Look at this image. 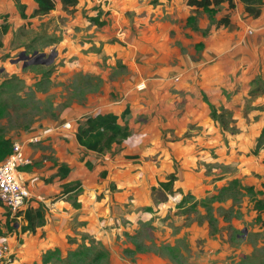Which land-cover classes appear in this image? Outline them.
<instances>
[{
    "label": "crops",
    "instance_id": "obj_1",
    "mask_svg": "<svg viewBox=\"0 0 264 264\" xmlns=\"http://www.w3.org/2000/svg\"><path fill=\"white\" fill-rule=\"evenodd\" d=\"M104 1L105 7L100 0H78L73 7H63L53 0L49 14L30 17L37 9L34 0H0V24H9L7 14L19 18L20 5L26 18L13 20L29 23L35 31L39 20L60 28L82 25L86 16H99L106 25L103 17L110 12L111 38L117 41L108 47L128 73L123 88L116 83L117 93L96 110L87 102L72 106L56 125L70 122L71 130L45 133L41 143H29L37 129L5 136L22 143L31 162L19 169L30 193L21 215L0 205V243L12 248L15 264H38L47 251L69 250V242L83 236L97 239L104 225L114 224L113 218L130 220L134 211L175 206L178 194L164 192L159 182L174 174L173 190L194 193L187 185L198 176L192 170L202 160L209 169L235 153L238 171L255 168L248 146L255 145L264 126V0L257 18L247 17L237 1L229 10L221 2L211 15L188 6L186 0ZM222 17L225 23L219 22ZM96 28L91 30L92 41L99 44L107 37L102 40ZM78 71L85 73L84 68ZM90 72L97 76V71ZM106 114L115 116L117 125L127 126V139L104 152L84 145L85 140L79 142L77 126L87 117ZM232 126L237 133L230 132ZM226 162L227 169L234 168L235 162ZM199 177L210 182L214 175ZM228 179L229 174L219 175L213 186ZM28 210L44 216V224L33 233L26 229Z\"/></svg>",
    "mask_w": 264,
    "mask_h": 264
},
{
    "label": "rangeland",
    "instance_id": "obj_2",
    "mask_svg": "<svg viewBox=\"0 0 264 264\" xmlns=\"http://www.w3.org/2000/svg\"><path fill=\"white\" fill-rule=\"evenodd\" d=\"M100 1L105 7V1ZM103 14L101 10L98 15ZM109 14L103 17L105 27L94 30L102 32V40L107 37L99 44L92 41L91 30L95 25L89 20L91 17L86 18L88 16L84 17L87 21L82 25L60 28L39 20L35 31L29 23H16L13 19L19 18L7 14L9 24L6 21L0 24V31L5 24L10 28L6 34H0V105L4 110L0 133L3 136L19 137L20 132L29 134L37 129L32 138L41 143L45 133H59L52 129L60 125L61 117L72 106L87 102L94 104L93 110H96L105 98L123 88L128 73L117 54L108 47L117 41L111 38L114 29L111 18L107 17ZM20 25L24 27L19 29ZM22 56L26 58L21 60ZM77 67L84 68L85 73L77 72ZM93 70L97 71V76L90 72ZM116 83H119L118 88ZM260 118L256 119L262 124ZM226 121L230 123V117ZM228 129L238 132L234 126ZM253 148L254 143L248 146V154L256 158H251V164L256 163L250 173L235 168L238 165L235 153L230 159L225 157L222 162H214L209 169L208 162L202 160L201 167L192 170L198 176L187 185L195 194L187 191V202L182 209L167 204L164 209L154 207L151 215L138 210L130 220L113 218L114 224L103 226V236L97 239L83 236L79 242H69V250L59 254L62 261L53 263L85 264L92 261L95 252H103L106 257L91 264H264V216L258 217L253 210L254 201L264 194V148L258 152ZM227 160L231 161V166L235 162L234 168L227 169ZM206 173L214 175L210 182L199 177ZM222 174H229V179L213 186ZM233 179L249 187L252 193L237 190L234 197L222 202L212 200L219 188ZM149 180L152 185L153 181ZM211 186L213 190L208 189ZM177 194L175 201L180 199V202L186 195L182 189ZM195 196H200L197 202L204 200L206 205L190 207ZM87 249L91 251L89 259L76 261L68 257L70 252L81 253Z\"/></svg>",
    "mask_w": 264,
    "mask_h": 264
},
{
    "label": "trees",
    "instance_id": "obj_3",
    "mask_svg": "<svg viewBox=\"0 0 264 264\" xmlns=\"http://www.w3.org/2000/svg\"><path fill=\"white\" fill-rule=\"evenodd\" d=\"M16 1V0H15ZM78 0H60L63 7L75 6ZM235 1L241 3L243 5V9L247 14V17L257 18L260 15V8L262 5L261 0H186L188 6L195 7L197 9H201L203 12L211 15L216 12V7L221 3L225 2L227 4V10L234 9ZM37 4V9L31 14L30 17L43 16L49 14L54 10V3L52 0H34ZM23 6L19 5L20 16L21 18H26L24 13L22 12ZM6 17V16H5ZM99 16H95L90 18L91 23L97 27H102L105 25V22L99 19ZM220 23H225L226 18L222 17L219 21ZM9 26L7 24L2 25L0 34L4 35L8 32ZM4 118V110L0 105V120ZM80 124V123H79ZM78 124V125H79ZM94 133V134H93ZM130 135L128 128L126 125L119 126L116 124V117L112 114L106 115H96L95 117H87L83 124L77 126V139L79 142L85 140L86 146L89 148H94L97 151L104 152V150L108 149L112 144H120L123 140L127 139ZM103 143V144H102ZM13 142L5 138L0 133V163H2L7 156L12 151ZM260 148H264V126L258 136L253 151L258 152ZM258 150V151H257ZM264 162V160H263ZM176 175L172 174L167 176L165 181H160L159 186L163 189L164 192L170 195H176L178 190H173V184L176 181ZM237 190L245 191L246 193H252L249 187H243L237 179H233L228 182L227 185H224L219 188L217 195L212 196V200L215 202H222L227 198L234 197L237 193ZM188 195L182 196L181 202L177 203L178 208H183V205L187 202ZM190 198V197H189ZM190 207L195 208L196 206L206 205L204 200H200V202L190 203ZM253 210L256 212L258 217L264 216V194L260 199H256L253 203ZM39 211H26L24 213V218L27 221L26 229L28 232L33 233L35 227L42 226L44 224V216L43 214H39ZM146 213L153 214L152 208H146ZM16 215L20 216L21 212H17ZM61 251L57 248L47 251L42 256L41 264H55V262H61L60 258ZM91 251L89 249L80 252H70L68 254L69 258L79 260L89 259ZM105 253L103 252H95L92 261L85 264H91L93 262L99 263L103 258H105Z\"/></svg>",
    "mask_w": 264,
    "mask_h": 264
},
{
    "label": "built area",
    "instance_id": "obj_4",
    "mask_svg": "<svg viewBox=\"0 0 264 264\" xmlns=\"http://www.w3.org/2000/svg\"><path fill=\"white\" fill-rule=\"evenodd\" d=\"M60 128L68 131L71 130L72 126L70 122H66L52 130L58 131ZM34 142H37V138L29 140V143ZM22 146V143H13L11 153L0 163V205L6 207L14 215L30 199V193L19 176V169L31 163L24 156ZM15 262L12 248L5 242L0 243V264H15Z\"/></svg>",
    "mask_w": 264,
    "mask_h": 264
}]
</instances>
